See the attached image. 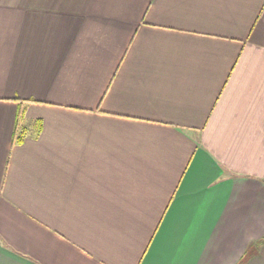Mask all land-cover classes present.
<instances>
[{"label": "crops", "instance_id": "crops-1", "mask_svg": "<svg viewBox=\"0 0 264 264\" xmlns=\"http://www.w3.org/2000/svg\"><path fill=\"white\" fill-rule=\"evenodd\" d=\"M263 239L264 0H0V264Z\"/></svg>", "mask_w": 264, "mask_h": 264}, {"label": "trees", "instance_id": "trees-1", "mask_svg": "<svg viewBox=\"0 0 264 264\" xmlns=\"http://www.w3.org/2000/svg\"><path fill=\"white\" fill-rule=\"evenodd\" d=\"M19 138L16 137V140H18ZM18 141H21L20 139ZM264 243V239L260 240L259 242L255 243L254 245H251L246 254L244 255V257L242 258V260L240 261L239 264H243L249 257L252 256L253 252L259 248L262 244Z\"/></svg>", "mask_w": 264, "mask_h": 264}]
</instances>
